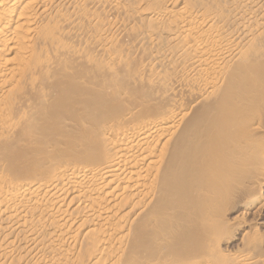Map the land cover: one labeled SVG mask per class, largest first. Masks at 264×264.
I'll use <instances>...</instances> for the list:
<instances>
[{
	"label": "bare ground",
	"instance_id": "1",
	"mask_svg": "<svg viewBox=\"0 0 264 264\" xmlns=\"http://www.w3.org/2000/svg\"><path fill=\"white\" fill-rule=\"evenodd\" d=\"M87 5L145 30L149 63L124 99L106 74L80 94L73 63L50 58L76 28L98 30L87 15H66ZM44 73L53 87L73 86L61 113L44 102L41 111L46 136L69 131L72 116L66 157L80 165L64 158L49 178L0 185V264H199L218 255L232 183L257 171L264 147V0H0V125ZM24 152L13 167L39 162L44 147Z\"/></svg>",
	"mask_w": 264,
	"mask_h": 264
},
{
	"label": "rangeland",
	"instance_id": "2",
	"mask_svg": "<svg viewBox=\"0 0 264 264\" xmlns=\"http://www.w3.org/2000/svg\"><path fill=\"white\" fill-rule=\"evenodd\" d=\"M136 6L134 5V7ZM85 8L81 11L68 9L66 15L68 18L87 15L98 30H92L87 25L76 28L73 36H65L61 39L60 47L63 51L51 54L50 58L55 64L73 63V67L79 76L77 85L80 94H83L84 91L81 84L98 83L101 75L106 74L115 78L109 85V89L117 92L119 97L124 99L128 96L126 84L136 77V68L149 63L148 51L139 44L141 38L144 37L145 30L136 24L119 19L116 14L110 13L108 9L106 13L103 9L91 10L89 9L91 8L90 5L85 6ZM149 35L155 39V36ZM100 36L108 41L105 42V39H101ZM64 50H76L77 57L68 55ZM172 75L169 74L168 76ZM51 80L53 81L51 75L44 73L36 84L23 90L17 101V110L5 118L4 125H0V185L6 183L15 186L27 179L49 178L53 174L47 177L43 176L59 168V164L63 162L64 158L77 167L80 165V160L76 154H68L66 157L67 147L73 138L69 134L72 131V126L74 127V124H71L73 122L71 115L68 114L69 117L66 116L67 118L64 120L67 122L64 124L69 130L68 133L62 132L58 136L45 135L44 130L48 122L43 119L42 102L46 103L49 108L54 106V112L61 113L60 102L63 99H68L72 92L70 88L73 87L68 83L61 87H53L50 84ZM170 80L175 81L173 77ZM178 97L187 101V92L184 90L179 92ZM82 107L78 106L76 109L81 111L83 110ZM260 118L255 121L253 128H256L252 130L259 129L257 123L261 124L262 118ZM252 130L251 133L256 134V130ZM258 132L264 136V129L262 130L263 133ZM262 141L264 142V139ZM39 145L44 147V152L37 155L39 162H36V159L35 161L29 160L31 157H24L25 161L21 163V169L13 167L12 159L14 157ZM75 147L77 150L83 148L79 143ZM258 152H261L257 155V157L259 156L258 160L260 159L258 165L261 168L258 166L257 171L253 173L249 170L247 176L251 174L247 177L248 179L242 178L243 181H239L237 186L234 184L238 181L236 180V183L234 181L231 187V189L233 188L232 192H229V196L234 193V198L231 195L232 201L229 200L230 198L225 201L229 204L225 203L227 207L225 206L226 212L223 219L226 232L220 239L222 242L218 255L195 260L199 264L206 263V261L217 264H259V261L261 263L264 261V252H262L264 250V147ZM36 163L38 165L34 166ZM236 190L238 192L235 194L233 191ZM241 192L245 195H242ZM238 193L243 197L247 195L249 197L247 196L244 201H237ZM251 245L255 248H251ZM258 246L263 248L260 250L262 253L258 251ZM258 252L259 254H257Z\"/></svg>",
	"mask_w": 264,
	"mask_h": 264
}]
</instances>
